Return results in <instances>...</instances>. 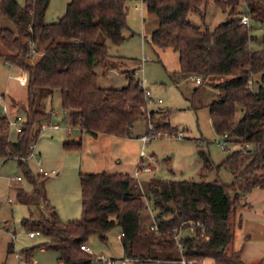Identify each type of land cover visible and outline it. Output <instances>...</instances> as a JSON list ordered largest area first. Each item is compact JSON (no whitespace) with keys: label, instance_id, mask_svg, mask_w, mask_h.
<instances>
[{"label":"trees","instance_id":"trees-1","mask_svg":"<svg viewBox=\"0 0 264 264\" xmlns=\"http://www.w3.org/2000/svg\"><path fill=\"white\" fill-rule=\"evenodd\" d=\"M51 0H26L21 7L16 0H2L0 15L9 17L17 26L18 36L6 28L0 29V41L8 50L5 62L26 70L29 75L26 123L16 141H8L4 134L8 120L0 117V156L17 158L35 192L30 195L23 188L19 196L25 203H41L48 218L24 219L23 226L52 240L47 248L58 253L62 264H84L91 255L81 250L89 238L101 239L116 227L121 229V243L126 257L135 264H155L157 261L187 260V264H242L241 251L229 252L235 238V223L231 217L240 201L234 185L219 180L199 182L190 180L152 179L143 193L138 180L128 173H80L82 188V217L62 222L49 205L44 189L39 185L41 174L33 176L25 158L40 134V125L50 122L53 111L40 107L42 97H52L60 91L61 106L68 112L73 127L92 136L107 134L119 138L132 137L134 124L145 118L147 103L145 88L135 76V70L125 71L128 85L122 88H103L98 84L95 66L99 62L111 64L110 41L120 45L128 29V0H71L58 21L45 20ZM147 10L157 16L158 28L151 43L160 49L170 48L179 54L182 73L199 77L221 90L220 97L209 105L213 127L226 141H235L248 149L231 153L221 164L215 165L208 153L200 152L203 160L202 176L214 169L230 170L236 180L245 182L246 189L264 187V36L261 47L253 49L257 41L252 26L241 23L235 16L241 2L247 6L250 19L264 27V0H212L230 17L213 30H201L191 23L189 14L200 11L210 0H143ZM43 45L44 51L35 64L31 45ZM108 66V65H106ZM109 67V66H108ZM16 105L17 102H16ZM241 112L238 119L237 115ZM154 130H175L170 124L161 125L152 111ZM167 117V114L164 116ZM38 125V126H37ZM168 131V130H167ZM67 149H81L82 142L66 141ZM151 202L157 211L155 222L159 235L148 242L149 254H134L133 247L142 234L143 213ZM188 220L204 225L206 237L185 233L177 246L176 230ZM12 246L10 247V250ZM181 256L162 258L158 253Z\"/></svg>","mask_w":264,"mask_h":264},{"label":"rangeland","instance_id":"rangeland-1","mask_svg":"<svg viewBox=\"0 0 264 264\" xmlns=\"http://www.w3.org/2000/svg\"><path fill=\"white\" fill-rule=\"evenodd\" d=\"M16 1L21 7L26 4V0ZM70 1L51 0L45 16L46 22L58 21ZM127 4L129 14L128 29L123 33L125 41L118 46L108 41L110 55L119 57V61L111 64L97 63L95 72L98 84L103 88L125 87L128 79L124 72L135 70L136 78L151 92L153 102L151 100L144 106L145 118L134 124L132 137L147 134L149 124L153 122L152 111H158L155 118L161 125L170 124L175 130L172 133L169 128L168 131L159 130L161 135L151 137L144 150V144L138 139L127 140L128 143L124 144L126 141L111 135L95 137L71 125L68 112L61 106L60 91L55 90L52 97H42L39 104L43 110L53 111L50 125L57 123L60 128L54 130L48 127L41 130L33 143L35 155L25 158L26 166L36 177L40 167L48 172L59 173L41 177L37 182L44 189L49 205L54 207L64 223L82 217L81 172H123L134 177L142 159V165L150 169L142 171L138 178V185L143 193L152 179L196 182L219 180L226 185H234L240 201L231 217V222L236 227L235 238L228 251H241L242 264H264V187L246 189L244 181L236 180L233 173L223 167L209 171L204 176L201 172V151L208 153L212 162L219 165L231 153L248 149V146L244 148L235 141H226L213 127L208 105L218 99L222 91L208 83L197 84L191 75L182 73L176 51L152 45L151 36L158 28L159 21L155 14L147 10L143 0H128ZM243 14H247V6L241 2L235 16ZM229 17V12L220 9L212 0L208 4L204 2L200 11L189 14L191 23L201 30H213ZM249 25L252 26L253 35L257 37L251 47L259 49L264 27L252 19ZM2 28L10 29L18 36L15 23L9 17L0 15V29ZM31 51L32 56L27 62L35 64L43 55L44 46L33 44ZM8 53L0 41V95L3 97L0 101V117L5 116L9 124L5 138L16 141L18 134L10 122L17 117L16 112L26 118L23 105L28 101L29 75L21 67L5 62ZM4 105L10 109L8 113H4ZM166 114L167 117H164ZM240 116L241 112L237 118ZM66 141H81L82 147L80 150L67 149L64 146ZM24 171L17 158L6 159L0 156V264H62L58 260V253L47 248L52 242L50 238L42 233L31 238L30 231L23 226L24 219L49 217L43 204L21 201L24 199L19 196V189L23 188L30 195L35 192L33 183ZM19 176L22 181L12 179ZM145 214H157L151 202L143 213L142 239H138L133 247V253L137 255H148V242L155 237L150 230L151 220H144ZM120 235L121 229L116 227L106 234L105 239H101L99 235L91 236L87 244L96 255L119 259L120 264H135L134 261L124 260L126 253ZM168 263L179 264L166 261H157L155 264ZM202 263L213 264V261L206 259Z\"/></svg>","mask_w":264,"mask_h":264},{"label":"built area","instance_id":"built-area-1","mask_svg":"<svg viewBox=\"0 0 264 264\" xmlns=\"http://www.w3.org/2000/svg\"><path fill=\"white\" fill-rule=\"evenodd\" d=\"M241 23L245 24V25H249L250 24V17H249L248 14H243L242 15ZM143 61H145V60H143ZM193 79L195 80V82L197 84H201V79L199 77H196V78H193ZM142 85H144L143 82H142ZM145 94H146L147 102H149V101L151 102V100H152L151 92L148 89H145ZM2 100H3V97H2V95H0V101H2ZM152 102H153V100H152ZM3 111H4V113H8V108H7L6 105H4ZM25 123H26V118H24L21 115H18L17 117H15V119L12 122H10V124H13V126L15 127V129L17 131V134L22 132L23 125ZM48 127H51L54 130H57V129L60 128V125L57 124V123L53 124V125H50V122H43L40 125V131L41 130H46ZM159 135H161V134L159 132H156L154 130L153 124L150 123L148 131H147V134H145V135L140 137L142 143L144 144L143 145V150H144L146 144L149 142L151 137L159 136ZM30 149H31V153H30L29 157L35 155L34 154V150L35 149H34L33 145H31ZM142 158H143V156H142ZM142 164L143 163H142V159H141V161L139 163V166H138V168H137V170L135 172V176L136 177L134 176L137 180H138V178H139V176H140L142 171L143 172L144 171L145 172L146 171H150V169L148 167H144ZM39 174H41L44 177H46V176H50V175H57L58 173L56 171L48 172V171L44 170L42 167H40ZM12 179L15 180V181H21L22 177L21 176L13 177ZM181 227H185V229L176 230L177 246H178V249H179V251L181 253L183 252V245H182V243L179 240H180L183 232H186L189 235H194L195 236V235H197L199 233L198 230H200V233H199L200 236L201 237H206L204 225L201 222H199V221L195 222V221H192V220H188V221H185L181 225ZM150 230L155 235H159V229H158L157 223L155 222V216H154L153 222L150 225ZM38 234H39V232H30V237L31 238H35ZM120 236H122V233H121ZM13 239H15L14 236H13ZM80 248H81L82 251H84V252L88 253L89 255H91L90 260L87 261L84 264H120V260L119 259L110 258V257H107L105 255H96V254H94L88 244H83V245L80 246ZM124 260H126V261H137L136 259H131V258H128V257H125ZM177 262L180 263V264H187V260L185 258H181Z\"/></svg>","mask_w":264,"mask_h":264},{"label":"crops","instance_id":"crops-1","mask_svg":"<svg viewBox=\"0 0 264 264\" xmlns=\"http://www.w3.org/2000/svg\"><path fill=\"white\" fill-rule=\"evenodd\" d=\"M116 46H118V45H116ZM112 58L110 59V63H113V62H115L116 60H118L119 59V57H117V56H111ZM121 58V57H120ZM121 59H123V58H121ZM119 61V60H118ZM142 63H143V61H142ZM108 67V66H107ZM15 106V105H14ZM8 108V107H7ZM8 111H10V109L8 108ZM16 114H17V116L19 115L17 112H16ZM81 132H83V131H81ZM86 133V132H85ZM88 134V133H87ZM99 135H107V134H98L97 136H95V137H99ZM119 138V137H118ZM140 138V136L139 137H129V138H119L121 141H126V142H124V144H127L128 142H127V140H131V139H138V140H141V139H139ZM81 140H82V138H81ZM104 172H106V171H104ZM58 173V172H57ZM117 173H119V172H117ZM59 174V173H58ZM129 174V173H128ZM22 181V180H21ZM146 216H145V221L146 220H148V219H150L151 221L149 222V223H152L153 222V220H154V214H145ZM151 225V224H150ZM143 231V230H142ZM142 235V234H141ZM143 238H146V237H143ZM139 239H142V237L140 236L139 237ZM181 253L180 252H175V253H172V254H166V255H164L163 253H158V256L159 257H162V258H166L167 256H171V258H177V257H179V256H181L180 255ZM59 260V259H58ZM160 261H162V260H160ZM160 261H158V262H160ZM163 261H165V260H163ZM166 262H173V263H177V261H166ZM169 264V263H168ZM180 264V263H179Z\"/></svg>","mask_w":264,"mask_h":264},{"label":"water","instance_id":"water-1","mask_svg":"<svg viewBox=\"0 0 264 264\" xmlns=\"http://www.w3.org/2000/svg\"><path fill=\"white\" fill-rule=\"evenodd\" d=\"M224 23H226V21H224Z\"/></svg>","mask_w":264,"mask_h":264}]
</instances>
